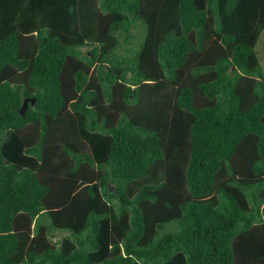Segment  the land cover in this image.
<instances>
[{
    "label": "trees",
    "instance_id": "obj_1",
    "mask_svg": "<svg viewBox=\"0 0 264 264\" xmlns=\"http://www.w3.org/2000/svg\"><path fill=\"white\" fill-rule=\"evenodd\" d=\"M263 30L264 0H0V264H264Z\"/></svg>",
    "mask_w": 264,
    "mask_h": 264
},
{
    "label": "rangeland",
    "instance_id": "obj_2",
    "mask_svg": "<svg viewBox=\"0 0 264 264\" xmlns=\"http://www.w3.org/2000/svg\"><path fill=\"white\" fill-rule=\"evenodd\" d=\"M255 51L258 55L259 61L261 62V68L264 73V30L261 32L260 38L255 46Z\"/></svg>",
    "mask_w": 264,
    "mask_h": 264
},
{
    "label": "water",
    "instance_id": "obj_3",
    "mask_svg": "<svg viewBox=\"0 0 264 264\" xmlns=\"http://www.w3.org/2000/svg\"><path fill=\"white\" fill-rule=\"evenodd\" d=\"M32 101H33V99H32ZM27 107V104H26V100H24V102H23V104H22V107H21V109H20V113L21 114H23V111H24V109Z\"/></svg>",
    "mask_w": 264,
    "mask_h": 264
}]
</instances>
